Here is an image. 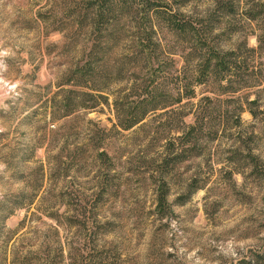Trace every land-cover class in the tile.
Wrapping results in <instances>:
<instances>
[{"label": "rangeland", "instance_id": "obj_1", "mask_svg": "<svg viewBox=\"0 0 264 264\" xmlns=\"http://www.w3.org/2000/svg\"><path fill=\"white\" fill-rule=\"evenodd\" d=\"M220 1L0 0V264H264L258 0ZM238 46L242 88L213 72L186 94L184 71ZM149 94L169 107L124 129Z\"/></svg>", "mask_w": 264, "mask_h": 264}, {"label": "trees", "instance_id": "obj_2", "mask_svg": "<svg viewBox=\"0 0 264 264\" xmlns=\"http://www.w3.org/2000/svg\"><path fill=\"white\" fill-rule=\"evenodd\" d=\"M113 2H117V3H121V2H125V0H111ZM235 2L233 0H229V1H220L218 2V10H222L223 12H234V4ZM154 6H157L156 4H154ZM157 14H162V12L159 11V9H155ZM225 10V11H224ZM212 15H210V17L208 18V26H210L209 28V33L213 30L215 22L214 19L211 17ZM174 16L169 15V17H164L169 25L171 26V30L172 31H176V33H193V36L198 37V39H200L199 41H201V38L205 37L203 36L202 32L200 29H198V27L194 26V25H190L187 21H183L178 22L177 20L173 19ZM168 18V19H167ZM246 18L247 20L251 23V25H254L255 29V36L257 38L258 41V45L257 47H251L248 48L249 53L252 55L251 57L246 56L242 62L245 63V61H248L249 58H251V60H255L257 58H259L260 56L264 55V0H258L256 3L252 4L249 8L248 11L246 12ZM197 39V38H196ZM243 45V44H242ZM244 45L246 46L247 43L246 41H244ZM239 49L241 50L242 47L238 46V48H234L231 49L230 51H215L212 49H209L207 55H209L206 59H202L199 62L201 63V65L204 66V70L209 71L208 75H204L205 73H200L197 75H193V78H195L194 81H189L188 79L192 78L188 72L184 71L182 77H184L181 82V87H184L187 91L186 94L189 95H194L195 94V90H194V85L197 84H201L202 82H206L208 80V78L210 77L211 73H215L212 74L214 76H216L219 81H225L226 82V86L227 88L230 87V89H234L233 91H237L238 88H242V86H238L239 81L235 78L239 77L236 73L235 70H237L238 65L237 63H241L240 61V57H239ZM188 64V63H187ZM234 65V67L232 66ZM241 67V66H240ZM254 69V65L252 66ZM186 68V65H185ZM94 67H89V68H83L81 70H79L76 75V82L75 85H84V79L86 78V76L88 74H90L91 71H93ZM239 69V68H238ZM203 70V71H204ZM202 72V71H200ZM260 74H262V72L260 71ZM264 75H259L258 80H256L258 83L259 82H263L264 78H262ZM152 84V85H151ZM157 84L155 83V78H149L145 79L142 82V87L145 86L148 88V86L150 85L153 91H156L157 89ZM150 88V87H149ZM93 90L96 91H100L98 88L96 89L95 87H92ZM149 92V91H147ZM85 94V93H84ZM150 94L147 97H142V99L140 100L139 104L140 107L142 108V111L140 112V115L134 117L133 119H130V121H123L122 123H120V125L128 130L133 128L134 126H136L138 123H140L144 116L150 112V111H154L157 109H166L169 107L168 104L162 105L161 107L157 106V105H151L152 103H154L155 100V96H152L151 98ZM250 103L252 104H256L258 103V100H253L250 101ZM149 106H151L150 108H148ZM95 106H92L91 108H93ZM253 115H255L254 112H252ZM225 115H222V117ZM203 118V117H202ZM200 117H198V119L203 121L204 119H202ZM221 120V117H219ZM237 119L240 120V115L237 116ZM199 122V121H198ZM196 127H190L188 129V132H186V134H189L191 131L195 130ZM193 186V183L190 185ZM158 209L159 208H163L165 205L168 204V188L166 187L165 184H161L158 185ZM259 258H261L260 255H258L256 261L259 260ZM86 263L84 264H93L95 261H93V258H88L86 259ZM252 261L255 262V259H253ZM248 264H250V262H248Z\"/></svg>", "mask_w": 264, "mask_h": 264}]
</instances>
